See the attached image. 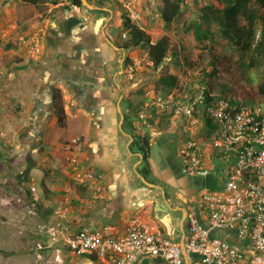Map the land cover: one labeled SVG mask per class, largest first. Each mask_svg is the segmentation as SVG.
Listing matches in <instances>:
<instances>
[{
	"label": "rangeland",
	"instance_id": "obj_1",
	"mask_svg": "<svg viewBox=\"0 0 264 264\" xmlns=\"http://www.w3.org/2000/svg\"><path fill=\"white\" fill-rule=\"evenodd\" d=\"M162 1L105 0V4L113 12L112 34L115 37L114 42L119 47L125 40L123 34H126L123 29L124 16L130 17L132 22L144 29L150 35L152 43L161 36L168 35L173 46L162 66L157 69L152 67L142 48L129 50L121 48L123 51L118 54L114 64L115 68L111 70L114 73V78H117L120 89L118 88V94L114 95L110 102L115 108V104L117 105L118 99L122 95V100L119 102L122 113H131L128 104H131L134 111L137 112L136 118L133 119V130H128L123 121L120 132L129 134V136H131L130 133L140 136L148 134L151 144L149 162L152 172L148 179L165 189L168 199L171 198L170 205L173 207L178 201L177 196L193 199L200 188V182L197 178L180 175L178 170L181 161L176 157L173 147L158 141L162 137L161 135L172 137V134H170L163 116L155 118L154 123L149 124L148 119L152 118L154 114L151 111L152 116L150 117V113H147L149 108L146 107V104L150 103L147 93L152 92L156 98L163 97L167 93L168 90L157 84V80L164 75L176 76L177 85H208L218 92L224 85L228 91L243 94V90H238V83H241L246 91L254 93L256 85L262 81L264 72L261 67L246 69L244 64L248 62L249 55L222 37L216 24L211 25V36L206 41L196 40L192 30L187 31V25L197 17L200 7L212 4V0H183L185 6L182 14L170 25H166L161 19ZM40 4L49 8L54 3ZM215 6L219 7L218 4ZM59 9L66 13L73 12L68 7L61 6ZM45 17L38 18L37 28L34 29L39 34L36 39L38 42H40L42 30L45 29L41 23ZM20 19L22 18H17V25L13 31L8 28L11 22H5L6 24L0 27V264H80L76 263L74 257H62L63 261L59 263L53 249L46 247L49 244L47 228L55 221V218L51 219L45 215L49 206L45 204V194H41L39 191H42L43 183L48 180L45 173H53L62 177L64 181L73 186L75 182L73 177L88 168H91L94 173L102 175L105 172L97 167L86 168L84 166L86 139L93 138V135H84L82 131L74 132L73 126L76 125L71 122L80 119L79 115H82L80 120L88 119L89 116L80 110L79 105L74 106L70 96L62 89L60 95L66 114V124L64 127H59L56 120L54 127L50 126L49 131L46 129L45 132V135L48 134V138L52 140L56 136L54 131L58 129L62 132L67 131L65 132L66 136L60 137L62 142L59 152L52 154L55 143L50 142L46 146V149L50 151L49 154H45V156L34 154V160L28 161V148L30 142L34 143V139L29 133L32 128H28L29 123L24 119V107L19 101L18 95L9 96L2 83V72L5 70L3 63L8 57V49H4L5 44L15 43L16 47L13 49L18 52L19 43L23 42L21 33L24 31V26H22L23 20ZM241 22L242 24L246 23L244 19ZM15 59H18V56H15ZM126 59L130 61L126 62ZM204 72L213 74L201 81L200 78L206 76ZM138 113H143L147 119H141ZM115 114L119 123L120 115L117 112ZM53 115L55 116L54 111ZM68 117L71 118V122L67 121ZM84 122L86 121H81V123ZM84 126L85 124H83ZM85 127L88 130V125ZM37 129L40 127L37 126ZM86 129L83 128V131L85 132ZM68 133H72L71 136H67ZM99 133L106 134V130ZM77 137L80 138L79 142L73 143ZM131 150L135 151V148L132 147ZM65 198L70 199L69 206L74 205L75 201L72 196L69 197L68 194L64 196ZM35 202L39 205L38 209L35 207ZM55 208L56 206H53L52 210L54 211ZM172 214L174 236L178 237L181 216L179 212H172ZM54 215L56 214L54 213ZM39 245L42 247L41 249Z\"/></svg>",
	"mask_w": 264,
	"mask_h": 264
},
{
	"label": "crops",
	"instance_id": "obj_2",
	"mask_svg": "<svg viewBox=\"0 0 264 264\" xmlns=\"http://www.w3.org/2000/svg\"><path fill=\"white\" fill-rule=\"evenodd\" d=\"M101 5L104 12H97L85 21V17L62 12L54 5L47 8L42 4L27 3L26 0H0V27L11 22L8 28L13 31L17 25V18H22L20 20H23L22 26H24V31L21 33L23 42L19 43V51L8 50V57L3 63L5 68L2 72L3 87H6L9 96L18 95L24 107V119L29 123L28 128H32L29 133L34 139V144L37 142V145L30 142V147L28 146L31 148H28L27 153L29 160H34V154L40 156L49 154L50 151L46 146L50 142L55 143L52 154H57L62 142L60 137L66 136L67 131L62 132L60 129L54 131L56 136L52 140L48 138V134L45 135L46 129L48 130L50 126L54 127L57 120L53 115L57 89L66 91L73 105H79L80 110L89 116L88 119H83L86 121L84 123L80 120L82 115H79L80 119L75 122H71L70 117L67 121L76 125L73 126L74 132L82 131L84 135H93V138L86 139L84 166L103 170L104 180L100 185L89 183L85 188L75 182L72 186L64 181V178L53 173H45L48 180L43 183L42 191L39 192L45 194V204L49 209L51 208L48 217L58 220L61 216L71 233L96 230L104 225H111L115 227L118 235H123L129 219L134 216L139 217L147 225L157 226L162 231L164 228L167 233V227L158 219L163 215L158 212L163 208L160 204L162 201H158V204L152 203L153 199L161 200L163 192L166 191L163 187V191L151 190L141 182L136 172L142 167V162L138 164L140 158L137 152L130 150L132 141L118 129L116 104L114 108L110 102L112 97L118 94L117 78H114L111 70L115 68L114 64L121 52L113 48L103 37L106 36L114 43L112 24L111 21L109 22L113 18L112 9L105 4V1ZM42 16H46L41 20L45 29L42 30L38 42L36 40L39 37L38 32L34 29L37 28L38 18ZM15 56H18V59H15ZM100 65H103L105 71ZM116 70L118 71V68ZM82 84L87 85L89 91L94 89L90 92L91 98L88 99L86 108L74 98L75 91L70 90L71 87ZM83 124L88 125V130ZM37 126L40 129H37ZM83 128L86 129L85 132ZM104 129L106 134H100L99 132ZM71 134L68 133L67 136ZM161 136L158 141L174 147L173 135ZM151 173L150 168L149 176ZM178 173L182 175L180 170ZM65 193H68L69 197L72 196L74 205L64 204V196L68 195ZM183 197L179 196L180 202H183ZM53 206H56L54 211ZM179 207L182 208L181 203L173 206L175 209ZM155 209L158 210L156 213ZM177 212L182 217L181 211ZM170 215L172 218V212ZM173 227L174 224L172 229ZM224 234L225 232L214 231L211 236H224ZM47 237L49 244L46 247L52 248L56 256L59 255L61 259L74 257L76 263L101 264L98 261L92 262L87 257H75L69 254L63 243V235L58 234L53 237L47 233ZM178 237L181 239V234ZM229 240L238 244V241L232 237ZM39 248L42 247L39 245ZM191 259H185V263L192 264ZM140 264L167 263L161 258H149L142 260Z\"/></svg>",
	"mask_w": 264,
	"mask_h": 264
},
{
	"label": "built area",
	"instance_id": "obj_3",
	"mask_svg": "<svg viewBox=\"0 0 264 264\" xmlns=\"http://www.w3.org/2000/svg\"><path fill=\"white\" fill-rule=\"evenodd\" d=\"M68 8L80 11L75 5ZM259 36L257 31L255 42ZM147 96V113L163 116L174 137L180 172L200 182L193 199L183 197L180 202L178 196L176 201L186 210V258L193 257L192 264H264V95L243 98L222 95L206 85L181 84L163 97L156 98L152 92ZM138 116L147 119L143 113ZM209 175L216 179L213 191L205 185ZM73 179L83 186L100 185L104 176L87 169ZM64 204H70V199L65 198ZM115 230L104 225L71 233L61 216L47 228L53 237L63 235L69 254L94 256L101 264H140L149 258L186 264L174 227L168 234L134 216L123 235ZM214 231L225 234L211 236ZM56 260L62 261L59 255Z\"/></svg>",
	"mask_w": 264,
	"mask_h": 264
},
{
	"label": "trees",
	"instance_id": "obj_4",
	"mask_svg": "<svg viewBox=\"0 0 264 264\" xmlns=\"http://www.w3.org/2000/svg\"><path fill=\"white\" fill-rule=\"evenodd\" d=\"M30 4L39 3H56L57 0H26ZM212 4L203 5L197 12V17L187 25V31L194 33L196 40L206 41L210 39L212 24H216L219 28L220 34L226 40L232 42L240 51L249 55V60L244 64L246 69L262 68L264 72V0H212ZM74 3L81 5L80 0H74ZM160 16L166 25L173 23L183 11L185 6L183 0H163ZM218 4L219 7H216ZM246 21L242 24L241 20ZM123 29L126 31V37L121 45L124 50L142 48L145 50L152 67L157 69L162 66L169 51L172 49L171 38L168 35H163L156 42L152 43L150 35L141 27L131 21L130 17H123ZM260 31V36L255 42V33ZM16 45L13 42L5 44L4 49H13ZM177 51V49L175 48ZM126 59V62H129ZM216 73V71H213ZM213 73L204 72L206 76L200 78L204 81L206 77L212 76ZM157 84L162 86L165 90H170L177 85V78L174 75H164L157 80ZM208 89L216 91L212 86L206 85ZM238 90H243V94H237L235 91H228V88L221 86L220 92L222 95L237 94L243 98L263 96L264 95V76L262 81L256 85L254 93L246 91L241 83H238ZM167 91V92H168ZM131 113H124V124L128 130H133V119L136 118L137 112L134 111L131 104H128ZM54 114L57 119L59 127L65 126L66 114L63 104L61 102L60 90H56L54 97ZM157 115H153L148 119L149 124L154 123ZM131 134L133 139L130 145L135 148V152L141 154L142 167L138 169L146 180L150 174V150L151 144L147 135ZM36 208H39L35 202ZM51 209H47L45 215L49 216ZM92 262H97L94 256H86Z\"/></svg>",
	"mask_w": 264,
	"mask_h": 264
},
{
	"label": "water",
	"instance_id": "obj_5",
	"mask_svg": "<svg viewBox=\"0 0 264 264\" xmlns=\"http://www.w3.org/2000/svg\"><path fill=\"white\" fill-rule=\"evenodd\" d=\"M49 1H54V0H49ZM82 6L88 10H94V6L89 4L88 0H80ZM107 41L110 43V45L115 48L116 50L118 51H123L121 48H118L117 46L113 45L108 39ZM122 99V96H120L119 98V101L117 102V105H116V108H117V112L119 113L120 115V120H119V123H118V127H119V130L122 131V123L124 121V115L121 111V108H120V105H119V102L120 100ZM127 136L130 138V141H132L133 139L127 134ZM137 155L139 156V161H138V164L142 162V158H141V154L140 153H137ZM136 174L138 175V177L140 178L141 182L147 186L149 189L151 190H160V191H163V188L159 185H156L154 183H151L149 182L148 180H146L141 174H139L138 172H136ZM205 185L210 189V190H215L216 189V179L214 178L213 175H209L208 177H206L205 179ZM158 201H162L160 204H161V207L163 206V208H160V210L158 211L157 209H155V213L158 211L160 214H163V215H160L161 217L158 218L160 219V221L163 222V224L167 227V233L170 234L171 233V229H172V218H171V212H177V211H181L182 213V217H181V221L179 223V227H180V233H181V239H180V247L181 249L183 250L182 254L183 256L185 257L186 259V252H185V249H184V237H185V223H184V220H185V217H186V210L182 207H179L178 209H175L173 207H171V205L169 204L168 202V194L164 193L163 192V195H162V198L161 200L159 199H153L152 203L155 202V204L157 203L158 204Z\"/></svg>",
	"mask_w": 264,
	"mask_h": 264
},
{
	"label": "flooded vegetation",
	"instance_id": "obj_6",
	"mask_svg": "<svg viewBox=\"0 0 264 264\" xmlns=\"http://www.w3.org/2000/svg\"><path fill=\"white\" fill-rule=\"evenodd\" d=\"M105 1V0H88V2H89V4H91V5H93L95 8H94V10H88V9H86V8H84L83 6H82V4L81 5H77V4H75L74 3V0H62V1H60V0H57V2L56 3H54L53 5H54V7H56V8H60L61 6H63V8H65V7H70V5H75V6H77V7H79L80 8V11L79 12H70V13H72V14H75V15H81V16H83V17H85V21H88L89 20V17L92 15H96V13L97 12H100V13H102V12H104V10H103V6L101 5V3H103V2ZM81 3V2H80ZM106 12V11H105ZM111 20H109V22H110ZM109 22H107V23H109ZM104 31V30H103ZM103 37H104V39L105 40H107L108 38H106V36H104L103 35ZM109 40V39H108ZM111 42V41H110ZM113 45H115V46H117L118 48H121V47H119L115 42L113 43V42H111ZM101 66V65H100ZM103 68V71H105V69H104V67H103V65L101 66V69ZM118 88L120 89V87L118 86ZM57 90H59V89H57ZM70 90H72L73 92L75 91V94L73 95L74 96V98L76 99V100H78L79 101V103H81V105H82V107L84 108H86V106L88 105H86V103H87V101H88V99L89 98H91V96H90V92L91 91H93L94 89H90V91H89V88H88V86L87 85H84V84H82L81 86H75V87H71L70 88ZM56 92V91H55ZM122 96V95H121ZM120 98V97H119ZM119 100V99H118ZM122 100V99H121ZM120 100V101H121ZM124 115V114H123ZM118 129H119V127H118ZM129 135V134H128ZM131 137V136H130ZM34 144V143H33ZM34 145H37V143L36 144H34ZM28 161H30L29 159H28ZM27 172V171H26Z\"/></svg>",
	"mask_w": 264,
	"mask_h": 264
},
{
	"label": "bare ground",
	"instance_id": "obj_7",
	"mask_svg": "<svg viewBox=\"0 0 264 264\" xmlns=\"http://www.w3.org/2000/svg\"><path fill=\"white\" fill-rule=\"evenodd\" d=\"M187 259V258H186Z\"/></svg>",
	"mask_w": 264,
	"mask_h": 264
}]
</instances>
